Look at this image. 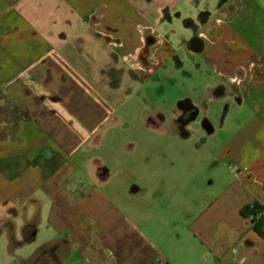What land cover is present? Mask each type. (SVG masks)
Segmentation results:
<instances>
[{
  "label": "crops",
  "instance_id": "obj_1",
  "mask_svg": "<svg viewBox=\"0 0 264 264\" xmlns=\"http://www.w3.org/2000/svg\"><path fill=\"white\" fill-rule=\"evenodd\" d=\"M156 1L0 0V236L11 252L37 246L20 264L45 254L81 264L72 253L82 264H264L254 229L264 220V0H222L195 20L190 0ZM181 52L203 62L209 104L235 94L252 112L214 150L231 180L202 208L177 196L164 203L93 153L118 119L100 89L152 75ZM204 119L202 131L190 119V135L212 136ZM146 182L156 192L160 180ZM255 203L260 211L242 214Z\"/></svg>",
  "mask_w": 264,
  "mask_h": 264
},
{
  "label": "rangeland",
  "instance_id": "obj_2",
  "mask_svg": "<svg viewBox=\"0 0 264 264\" xmlns=\"http://www.w3.org/2000/svg\"><path fill=\"white\" fill-rule=\"evenodd\" d=\"M239 1L232 0L231 3ZM156 2L169 7L173 0ZM220 2L222 0H190L187 13L190 19L195 20L201 10L209 8L215 11ZM165 15V19L169 20L168 10ZM178 23L175 22L173 27L182 33L185 23ZM190 31L193 32V28L190 27ZM248 61L244 60V66ZM204 67L198 56L181 52L152 75L145 77L138 73H128L120 88L99 91L111 102L118 119L111 122L108 136L93 153L110 168L116 163L124 165L130 172L128 178L132 183L137 186L146 184L149 190L152 187L151 193H156L164 203L166 198L177 196L184 200H196L195 203L202 208L201 204L209 195H218L225 183L231 180V176L223 168L214 150L217 151L226 136L238 132L252 117L248 106L238 105L235 94L208 103L210 92L202 72ZM218 93L216 96L220 95ZM190 100L200 106L197 108V118L201 131L204 117L210 115L212 118L215 132L210 138L190 135V123L183 126L179 122L181 108L189 109ZM161 116H164L163 121L160 120ZM152 178L160 180L156 192L146 182ZM114 182L116 184L117 180ZM134 196L138 198V194ZM7 222V219H2L0 225ZM182 232L178 229L171 238L174 239ZM189 243L181 241L180 251L185 252V245ZM36 248V244H31L11 252L7 235L3 233L0 236V264H20L19 258H30ZM67 253V250L60 251L62 256ZM70 257L72 261L84 263V258L78 253H72ZM43 258L44 263L50 256L45 254Z\"/></svg>",
  "mask_w": 264,
  "mask_h": 264
},
{
  "label": "trees",
  "instance_id": "obj_3",
  "mask_svg": "<svg viewBox=\"0 0 264 264\" xmlns=\"http://www.w3.org/2000/svg\"><path fill=\"white\" fill-rule=\"evenodd\" d=\"M261 210V206L258 203H255L253 208H250L249 206H246L242 209V214L246 215V214H250V213H254V212H258ZM254 229L260 234V235H264V220L263 219H259L258 221L255 222L254 225ZM41 261L39 262V264H41V262L44 260V258L40 257ZM42 264H49L48 261H44V263L42 262Z\"/></svg>",
  "mask_w": 264,
  "mask_h": 264
},
{
  "label": "flooded vegetation",
  "instance_id": "obj_4",
  "mask_svg": "<svg viewBox=\"0 0 264 264\" xmlns=\"http://www.w3.org/2000/svg\"><path fill=\"white\" fill-rule=\"evenodd\" d=\"M181 109H182V113L178 117V120L183 126H185L190 123V119H192L194 116L197 115V110L192 107H189V109H185V108L184 109L181 108ZM160 120L163 121L164 116H161Z\"/></svg>",
  "mask_w": 264,
  "mask_h": 264
}]
</instances>
